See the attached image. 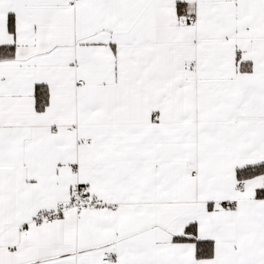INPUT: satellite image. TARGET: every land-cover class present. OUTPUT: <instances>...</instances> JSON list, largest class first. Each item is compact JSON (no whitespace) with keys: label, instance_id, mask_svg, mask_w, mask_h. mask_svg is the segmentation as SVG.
<instances>
[{"label":"snow or ice","instance_id":"6c2138e0","mask_svg":"<svg viewBox=\"0 0 264 264\" xmlns=\"http://www.w3.org/2000/svg\"><path fill=\"white\" fill-rule=\"evenodd\" d=\"M0 264H264V0H0Z\"/></svg>","mask_w":264,"mask_h":264}]
</instances>
